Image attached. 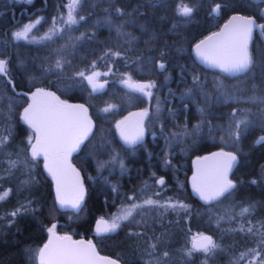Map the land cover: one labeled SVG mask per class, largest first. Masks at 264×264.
<instances>
[{
	"label": "trees",
	"instance_id": "obj_1",
	"mask_svg": "<svg viewBox=\"0 0 264 264\" xmlns=\"http://www.w3.org/2000/svg\"><path fill=\"white\" fill-rule=\"evenodd\" d=\"M68 1L0 0V59L7 62L0 73V191L9 189L0 200V264H40L37 251L51 227L91 238L122 264H246L264 247V42L253 35L250 66L238 74L201 65L191 47L234 12L263 21L264 0H80L75 24L65 23ZM37 6L44 8L25 16ZM184 6L190 15L179 13ZM37 17L31 39L12 40L18 24ZM93 71L104 82L95 90L87 81ZM135 84H152L151 96ZM37 87L84 102L94 121L66 159L83 180L77 208L60 205L47 160L32 158L36 131L21 111ZM137 110L147 112L144 133L129 146L117 125ZM241 120L249 124L237 129ZM216 148L238 155L235 187L205 205L192 196L188 176L192 158ZM149 198L186 207L145 205L115 231H96L99 218ZM195 234L211 235L217 247L193 249Z\"/></svg>",
	"mask_w": 264,
	"mask_h": 264
},
{
	"label": "snow or ice",
	"instance_id": "obj_2",
	"mask_svg": "<svg viewBox=\"0 0 264 264\" xmlns=\"http://www.w3.org/2000/svg\"><path fill=\"white\" fill-rule=\"evenodd\" d=\"M79 3L80 0H73V7L78 6ZM178 11L181 15L187 16L190 15L193 10L190 7L184 6ZM83 19L84 17L81 16L80 20ZM233 19H242V27L236 29L230 36L227 37L231 52L230 55H220L218 53L210 52L209 50L202 48V45L196 46L198 55L203 61H206L211 65L220 68L221 71L230 74L245 72L248 70L251 60L247 51V41L252 32L253 27L256 26L255 21L252 18L234 17ZM65 23H77L75 16L71 12L68 14V18ZM32 27L33 25L31 24L25 25L23 30L13 33V37L15 39H27L28 33L31 31ZM257 27H260L262 30H264V25ZM57 31L58 29H53V33ZM44 38L50 39L51 37L46 36ZM116 55H119V53H116ZM6 64L7 62L5 60L0 59V73H5ZM57 67H60L59 62H57ZM159 67L163 69L164 65L160 64ZM77 75L83 77L84 73L78 72ZM87 79L89 83L93 82L92 76H88ZM130 79L131 78L129 77L123 82L125 84H128ZM97 87H103V85L98 86L93 83V89L95 90ZM132 87H134L136 91L151 96V92L147 90L153 87V85L135 84ZM41 92L42 90H37V93L33 94L34 101ZM33 107L34 106H30L29 109H25L24 114L25 121L30 124L31 127L35 129L37 133V143L32 145V158L34 159L39 155H44L45 159L47 160L50 157L52 165L49 166V171H53L54 168L59 170L63 167L64 163L66 162L67 156L77 147H79L80 143L82 142V139L87 135L88 128L81 124L80 121L75 117L66 118L54 111L42 113L33 110ZM65 107L71 108L72 106ZM107 110L108 109H105V111ZM133 115L141 117L138 130L134 134H130L124 129H121L120 131L121 137L128 145H134L142 139L144 133L142 118L143 116L147 115V112L145 111L143 113ZM248 124L249 121L241 120L237 121L235 126L237 129H239L241 125L247 127ZM117 127L119 128L120 125L118 124ZM4 140H6V138L0 139V143H3ZM261 141H264V137H261ZM216 155L224 156L225 159L223 161L222 170L219 174V177L212 187L201 183L198 177H193V188L205 201L215 200L235 187L232 181L227 179V171L231 169L236 157L230 153H219ZM113 159H115V157ZM9 163L11 167H14L16 165V161H10ZM121 167H123L122 163ZM157 183L161 185L164 184L163 178H160ZM253 183H255V181H253ZM57 194L60 205L62 207L69 206L72 208H77L79 206L80 200L83 198V192L81 190L79 195L75 199H66L60 190L59 181ZM6 196L7 193H4L2 196H0V199H4L6 198ZM145 205L158 206L163 208L186 207V205L172 203L170 201L166 202L165 204H160L159 201H155L149 198L144 200L141 204H131L126 214L120 217L113 218L111 223L101 218L97 224V232L106 233L110 231H115L119 226L120 220H128L129 217L132 216V213L134 211L139 208H143ZM249 211V208H243L241 214L243 215L245 213H248ZM16 214V212L12 213L13 216H15ZM248 231L251 232L252 229L249 228ZM62 239L70 240L69 237H64ZM195 239L196 238L194 237V240ZM215 247H217V245L213 242L212 238L209 236H203L202 234L199 236V242L194 243L193 245V249H201L205 252H209ZM90 248V242L87 246H85L83 242H79L76 244L60 245L54 248H50L49 245H46L45 249H42L40 254L42 258L45 255L47 256L46 264H91L89 257ZM164 255L167 256V253H164ZM243 255L246 254H242V256ZM257 255H259V253H257ZM109 264H115V262H109Z\"/></svg>",
	"mask_w": 264,
	"mask_h": 264
},
{
	"label": "water",
	"instance_id": "obj_3",
	"mask_svg": "<svg viewBox=\"0 0 264 264\" xmlns=\"http://www.w3.org/2000/svg\"><path fill=\"white\" fill-rule=\"evenodd\" d=\"M234 17L252 18L255 21L256 26L253 27L252 32L247 41V51H248L249 41L251 40V38L253 37L255 33H257L264 42L263 30L260 27H257V26L264 25V21L258 20L253 15H248V14L241 13V12H234L226 18V20L221 24V26L218 29L203 36L202 38H200L198 41H196L192 45L191 47L192 54L201 63V65L209 67V68L221 70L220 68L215 67L206 61H203L201 57L198 55L196 46L202 45V48L207 49L210 52L218 53L220 55H230L231 52H230L229 42L227 40V37L230 36L236 29L242 27V19H233ZM263 17H264V13H263ZM248 54H249V51H248ZM226 74H230V73H226ZM234 74H238V73H234ZM37 90H42V92L37 96L35 101L33 100V95H32L28 104L21 111V117L24 122H26L24 119L25 109H29L30 106H34L33 110L38 111V112L48 113L50 111H54L66 118H72V117L77 118L81 124H83L84 126L88 128L87 135L85 137H87L92 132L93 127H94V121L89 113V109L87 105L84 102L62 101L58 99L53 93H51L50 91L42 87L35 88L33 94L37 93ZM65 106H72V107L67 108ZM138 113H143V111L137 110V111H133L129 113L128 115H126L123 121L119 124L120 127L118 128V137L124 144L126 143L121 137L120 131L121 129H124L128 133L134 134L138 130L141 117L137 115H133V114H138ZM36 143H37V137L33 145ZM31 152H32V148H31ZM219 153H224V154L230 153L236 157L235 161L232 164L231 169L227 171V179L232 181V183L235 185V180L231 178L230 174L238 161V155L236 154V152L229 150V149H225V148H216L206 153H203L201 155H196L192 158V170L188 176V186H189L192 196L196 198L199 202L205 205L215 202L223 195L218 197L215 200L205 201L194 190L193 177L194 176L198 177L201 183L209 187H212L216 183L219 177V174L222 170V164L225 159L224 156L216 155ZM39 156H44V155H39ZM51 165H52V162H51V158L49 157V159H47V169L54 180V186H55L56 193H57L58 181H59L60 190L62 194L65 196V198L75 199L81 191V186H80L77 176L75 175L71 167L68 165L67 162H65L61 169L57 170L54 168L53 171H49V166ZM263 175H264V171H263ZM63 207L66 208L69 206H63ZM96 231H97V227H96ZM202 235L211 237V235H208V234H202ZM199 236L195 237L196 238L195 240L194 238L192 239L191 241L192 248H193L194 243L199 242ZM64 237H69L70 240L62 239ZM79 242H83L85 246L89 245V242H90L91 248L89 249V257H90L91 264H109V262H115V264H120V261L118 262V260H116L115 258H112L109 256L102 257L98 253L95 247V244L91 238H73L72 235L69 233H57V232L50 233L48 237L46 238V240L43 242V244L40 246L39 262L42 264H46L47 256L45 255L42 258L40 254L41 250L45 249L46 245H49L50 248H54L60 245L76 244ZM195 250H201V249H195Z\"/></svg>",
	"mask_w": 264,
	"mask_h": 264
},
{
	"label": "rangeland",
	"instance_id": "obj_4",
	"mask_svg": "<svg viewBox=\"0 0 264 264\" xmlns=\"http://www.w3.org/2000/svg\"><path fill=\"white\" fill-rule=\"evenodd\" d=\"M75 10H76V6L75 7H73V0H69L68 1V6H67V9H66V17L68 18V14L71 12L73 15H74V13H75ZM38 21H39V18L37 17V18H34V19H31V20H29V21H25V22H21L20 24H18V26H16L15 28H14V30L13 31H11V36H12V40H15V41H19V40H29V39H31V31L28 33V38L27 39H15L14 37H13V33H15V32H17V31H21V30H23V28H24V26L25 25H29V24H31V25H33V27H34V25L35 24H37L38 23ZM32 27V28H33ZM32 30V29H31ZM88 76H92L93 77V82L92 83H89V81H88V79H87V81H88V84L91 86V88H93V83H95L96 85H103L104 86V82H102V81H100V79H99V73H98V71H93V72H91ZM87 76V77H88ZM128 79V78H127ZM99 88H101V87H97L96 89H99ZM233 98H231L230 99V101L231 102H233L234 100H235V96H232ZM128 115V114H127ZM117 135H118V127H117ZM36 137H37V133H36ZM36 139V138H35ZM32 142V141H31ZM35 142V140L31 143V148H32V145H33V143ZM70 157V154L67 156V159ZM69 164L71 165V167L73 168V170L75 171V173H76V175H77V177H78V179L80 180V182H81V184H82V186H83V180H82V177L79 175V173L77 172V170H76V168L69 162ZM4 193H7V196H8V194H9V189H3V190H1L0 191V196H2ZM6 196V197H7ZM5 199V198H4ZM4 199H0V200H4ZM80 204V203H79ZM130 208V207H129ZM129 208L128 207H123V208H121L120 210H118L116 213H114V214H112L111 216H109V218H107V217H101V218H103V219H106L109 223H111L112 222V220H113V218H115V217H120V216H122V215H124V214H126V212L129 210ZM133 214V213H132ZM132 217V216H131ZM131 217H129V218H131ZM101 218H99L98 219V221H100V219ZM98 221H97V223H96V227H97V224H98ZM123 221V220H122ZM262 221H264V219L262 220ZM119 222H121V220L119 221ZM252 226H254V225H252ZM259 227V226H258ZM257 227V228H258ZM257 228H254V230L256 231L257 230ZM49 232L50 233H52V232H57V233H59L58 231H55L54 230V227H51V228H49ZM110 232H112V231H110ZM49 233V234H50ZM200 234H195L194 235V237H197V236H199ZM194 237H192V239L194 238ZM191 239V240H192ZM253 241V240H252ZM263 250H254L253 252H252V254L250 255V257L248 258V259H246V264H264V247L262 248ZM260 251H262L263 253H261ZM257 253H259V255H257ZM37 255L39 256V249H38V251H37Z\"/></svg>",
	"mask_w": 264,
	"mask_h": 264
},
{
	"label": "bare ground",
	"instance_id": "obj_5",
	"mask_svg": "<svg viewBox=\"0 0 264 264\" xmlns=\"http://www.w3.org/2000/svg\"><path fill=\"white\" fill-rule=\"evenodd\" d=\"M44 8V6H37L36 8H34L32 11H27V9H24V13L26 17H32L33 15H35L37 13V10L39 11L40 9ZM30 13V14H29ZM19 21V18L17 20H15V23H17Z\"/></svg>",
	"mask_w": 264,
	"mask_h": 264
},
{
	"label": "flooded vegetation",
	"instance_id": "obj_6",
	"mask_svg": "<svg viewBox=\"0 0 264 264\" xmlns=\"http://www.w3.org/2000/svg\"><path fill=\"white\" fill-rule=\"evenodd\" d=\"M37 12H38V10H37ZM264 21V20H263ZM221 71V70H220ZM223 72V71H222ZM223 73H225V72H223ZM140 141V140H139ZM138 141V142H139ZM106 220V219H105ZM107 221V220H106ZM96 229V228H95ZM99 253V252H98ZM102 257H112V258H115V257H113V256H110L109 254H106V253H99ZM116 259V258H115ZM116 260H118V259H116ZM118 262H119V260H118ZM40 264H42V263H40ZM120 264H122L121 262H120Z\"/></svg>",
	"mask_w": 264,
	"mask_h": 264
}]
</instances>
